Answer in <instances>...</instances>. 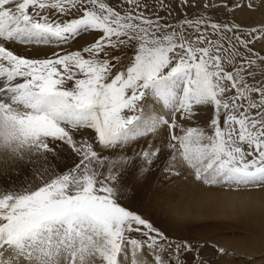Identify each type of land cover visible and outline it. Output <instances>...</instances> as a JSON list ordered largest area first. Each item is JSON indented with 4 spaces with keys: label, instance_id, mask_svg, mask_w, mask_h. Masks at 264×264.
<instances>
[{
    "label": "snow or ice",
    "instance_id": "obj_1",
    "mask_svg": "<svg viewBox=\"0 0 264 264\" xmlns=\"http://www.w3.org/2000/svg\"><path fill=\"white\" fill-rule=\"evenodd\" d=\"M238 12L264 0H0V264H234L178 197L264 193V23Z\"/></svg>",
    "mask_w": 264,
    "mask_h": 264
},
{
    "label": "rangeland",
    "instance_id": "obj_2",
    "mask_svg": "<svg viewBox=\"0 0 264 264\" xmlns=\"http://www.w3.org/2000/svg\"><path fill=\"white\" fill-rule=\"evenodd\" d=\"M187 11L190 15L197 14L196 9ZM214 18L224 19V16L217 14ZM236 22L250 26L258 25L264 23V17L257 13L238 12ZM126 51L129 55L133 54L130 48ZM139 144L143 147L145 141L141 140ZM225 193H233L237 197L227 196L226 199L225 196L228 194ZM152 194V191L145 192V195ZM166 194L167 184L162 182L157 194L161 203ZM178 199H183L185 206L191 210L192 214L186 223L193 235L203 234L210 241L219 243L235 253L234 264H250V262L259 264L258 258L264 254V193L260 190L238 192L227 187L216 189L204 187L189 190ZM229 201H232L234 206L230 205ZM127 206L133 211H143L138 203H130ZM168 211L167 205L157 209L156 218L160 219L162 214L167 215ZM187 234L188 232H184V235Z\"/></svg>",
    "mask_w": 264,
    "mask_h": 264
},
{
    "label": "bare ground",
    "instance_id": "obj_3",
    "mask_svg": "<svg viewBox=\"0 0 264 264\" xmlns=\"http://www.w3.org/2000/svg\"><path fill=\"white\" fill-rule=\"evenodd\" d=\"M225 194H228V195H226L225 197H226V199H227V196H231V197H237V196H235L233 193L232 194H229V193H225ZM236 194V193H235ZM238 195V194H237ZM229 204L230 205H232V206H234V203L232 202V201H229ZM223 205H225L226 206V204H223ZM261 222V221H260ZM253 223V222H252ZM262 224V223H261ZM260 226V225H259Z\"/></svg>",
    "mask_w": 264,
    "mask_h": 264
}]
</instances>
